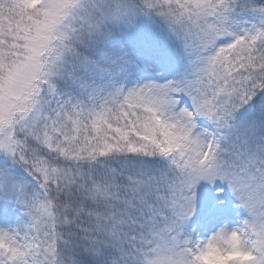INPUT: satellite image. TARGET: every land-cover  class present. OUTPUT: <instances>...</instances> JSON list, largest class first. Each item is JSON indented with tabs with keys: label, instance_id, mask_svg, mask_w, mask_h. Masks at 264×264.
Masks as SVG:
<instances>
[{
	"label": "snow or ice",
	"instance_id": "obj_1",
	"mask_svg": "<svg viewBox=\"0 0 264 264\" xmlns=\"http://www.w3.org/2000/svg\"><path fill=\"white\" fill-rule=\"evenodd\" d=\"M0 264H264V0H0Z\"/></svg>",
	"mask_w": 264,
	"mask_h": 264
}]
</instances>
